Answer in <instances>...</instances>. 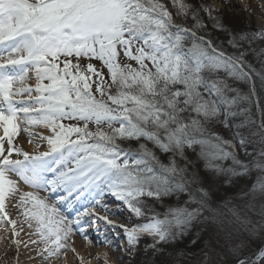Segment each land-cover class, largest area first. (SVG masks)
Returning <instances> with one entry per match:
<instances>
[{"label": "snow or ice", "instance_id": "1", "mask_svg": "<svg viewBox=\"0 0 264 264\" xmlns=\"http://www.w3.org/2000/svg\"><path fill=\"white\" fill-rule=\"evenodd\" d=\"M258 39L203 0H0V223L45 264L89 221L133 258L147 236L166 264H264Z\"/></svg>", "mask_w": 264, "mask_h": 264}, {"label": "rangeland", "instance_id": "2", "mask_svg": "<svg viewBox=\"0 0 264 264\" xmlns=\"http://www.w3.org/2000/svg\"><path fill=\"white\" fill-rule=\"evenodd\" d=\"M203 2L207 5H210L213 9V13L222 12L223 13H235L239 16H242L245 20L247 25H252L254 27L255 33L259 34L261 32H264V0H203ZM172 11H175L174 9H171ZM176 22H180L179 17H175ZM259 40V39H258ZM260 41V40H259ZM263 43H260L262 48H264V41H260ZM1 131V130H0ZM21 134V132H20ZM18 134V136L20 135ZM22 134L20 137H22L23 142L20 144V141L15 138V143L18 145L24 147L26 145H32L28 142V138L23 137ZM33 146V145H32ZM251 151V149H249ZM252 179H255V173L253 174ZM234 192V190H228V194L231 195ZM225 189H220V195H224ZM218 198V197H214ZM165 204H172L174 203V199H171V201L164 202ZM110 207H115V204L110 205ZM158 210L163 211V208L158 207ZM96 211L100 215H104L105 213L99 208L96 209ZM129 213L127 210L121 209V212L118 215L115 216H109V219H112L117 222L121 223H127L129 222ZM253 219H258L257 217H253ZM132 223H136L137 221L135 218L131 220ZM89 226L93 229V232H88L89 237L91 238L92 242H87L90 248L100 249L103 248L106 252V256L100 255L98 252H93L94 250L89 253L90 255H85V257H80L79 259L76 257V255H73L72 251H66L61 252L57 255H53L50 257L46 264H134L136 261L137 263H142L143 255L139 251V255H137L135 258L131 257L127 252L124 251V246L126 243V238L121 233L120 238L115 239V247L110 246L106 243H97L94 242L97 238L96 236H93L92 233H97L95 229L97 228V224L92 225L89 224ZM101 229L103 228L100 227ZM116 231H121L117 229ZM12 229L10 225H5L0 223V264H45V261L34 258L35 252L39 251V248H36L35 251H33V248L30 249L29 247H24L23 243H20L19 245L15 242V240H19L21 242H26L24 240H21L25 236L22 234L20 237H13L11 235ZM33 236L26 235V238L28 240ZM37 237H35L36 239ZM27 240V241H28ZM151 243V239L147 236L142 237L139 241L138 246H146L147 244ZM40 248L43 247V245L39 246ZM179 248H183L184 245L180 244L178 246ZM168 252H171V249L167 250ZM18 253V256H17ZM122 257V258H121ZM163 258V259H162ZM155 259V258H154ZM162 261L161 264H166V261L168 260L167 255L164 257H161ZM82 260V261H81ZM146 261V260H145ZM159 264V262H158Z\"/></svg>", "mask_w": 264, "mask_h": 264}, {"label": "bare ground", "instance_id": "3", "mask_svg": "<svg viewBox=\"0 0 264 264\" xmlns=\"http://www.w3.org/2000/svg\"><path fill=\"white\" fill-rule=\"evenodd\" d=\"M38 132L42 131L40 128L37 129ZM22 134L24 133H21L17 139L20 141V144H22L23 142V138L20 137ZM29 152H31L33 150V146L32 145H26L24 146ZM26 187V188H25ZM22 188L27 191V190H30L27 186H24L22 185ZM41 195H43V193H41ZM9 210V213H10V217L11 218H16V215H17V212H16V209L15 208H10L8 209ZM100 210V209H99ZM87 227V226H85ZM84 227V228H85ZM16 231L18 232V236L20 237V235H24L25 237L22 238L21 240H24V241H27L28 238H26V235H31L33 236L32 239H35V235H34V229H30L28 227V225L25 223L23 225H19L16 229ZM69 243L75 248V255L76 257H85V255H90L89 253H91L92 250H94L93 252H98L100 255L102 256H106V252L103 248H100V249H95V248H90V246L88 245L87 242H83L80 237H78L77 235H74ZM33 245H29V248L32 249ZM63 252H66V251H63ZM73 254V253H72ZM74 255V254H73ZM82 261V260H81Z\"/></svg>", "mask_w": 264, "mask_h": 264}, {"label": "trees", "instance_id": "4", "mask_svg": "<svg viewBox=\"0 0 264 264\" xmlns=\"http://www.w3.org/2000/svg\"><path fill=\"white\" fill-rule=\"evenodd\" d=\"M222 12H217V13H213L214 15H219L221 18H222V23L228 27V29L231 31V32H234V33H240V34H243V33H255L254 32V28H253V25H247L246 23V20L242 17V16H239L235 13H223L221 14ZM206 15V14H205ZM216 35L220 36L221 39H224L225 38V34L224 33H215ZM260 43H263V42H260L259 40H257V42H255L253 44V47H256L258 49L262 48L261 44ZM253 60V63H256L255 59L254 58H250ZM258 66V65H257ZM167 201H171V199H166L164 202H167ZM157 209L159 207V205H156ZM156 259L157 260V264L159 262V264H161V257L159 258H156V257H152L151 254H147L144 252L143 254V260H142V263H137V261L134 263V264H145V260H152V259Z\"/></svg>", "mask_w": 264, "mask_h": 264}]
</instances>
